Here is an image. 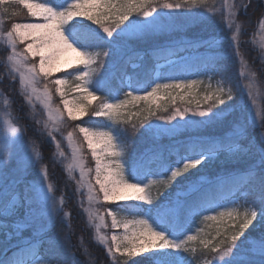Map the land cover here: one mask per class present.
<instances>
[{
	"label": "snow or ice",
	"instance_id": "1",
	"mask_svg": "<svg viewBox=\"0 0 264 264\" xmlns=\"http://www.w3.org/2000/svg\"><path fill=\"white\" fill-rule=\"evenodd\" d=\"M5 4L18 7L10 13L0 7V26L25 9L36 21L13 22L6 32L7 75L19 82L25 99L40 98L36 84L64 73L44 84L48 121L34 132L43 135L47 129L48 141L56 142L53 133L65 112L72 121L85 116L106 121L102 127L77 125L95 160L94 182L88 170L84 185L85 227L95 224L97 246L105 255L126 256L129 264H264V108L255 107L254 81L245 90L224 63L243 61L240 48L251 43L240 39L247 34L244 25L264 30V4L222 0L217 8L215 0L212 5L209 0H0ZM241 15L245 19L237 23ZM216 17L232 33L226 41L192 33ZM201 76L209 83L189 78ZM53 88L63 109L52 108ZM177 99L196 106L177 107ZM3 104L5 110L11 107L9 99ZM19 120L11 117L0 130L5 142L0 148V248L15 241L0 264H80L71 258L69 237L63 243L49 237V229L69 213L63 212V197L58 201L54 194L36 141L27 139ZM253 129L260 130L259 144ZM141 133L148 144L138 150L135 137ZM73 135L68 133L69 140ZM220 156L246 159V167L227 179L194 175ZM82 158L76 166L84 180ZM241 175L246 178L236 179ZM101 196L110 205L111 227H122V235L113 232L109 238L101 232L105 215L93 210ZM113 208L133 219H118ZM197 218L203 226L193 232Z\"/></svg>",
	"mask_w": 264,
	"mask_h": 264
},
{
	"label": "rangeland",
	"instance_id": "2",
	"mask_svg": "<svg viewBox=\"0 0 264 264\" xmlns=\"http://www.w3.org/2000/svg\"><path fill=\"white\" fill-rule=\"evenodd\" d=\"M38 2H42V1H38ZM233 2L238 3L239 0H233ZM255 4L257 6L262 5L264 4V0H255ZM253 11L254 9H249L250 13H252ZM13 22L23 23V22H36V21L34 19L25 20V21L24 20H21V21L14 20V21L7 22V23L5 22L2 26H0V59H1L0 60V65H1L0 72L3 73L0 75V81L5 82L4 89H2L0 86V130H2V126L4 125L5 121L15 116L20 117L18 126L25 127L24 125H22V122L29 123L30 121V123H32V122L40 121L41 123H39L40 124L39 126H42L41 128H43L44 122L48 121V111H49V109L42 102L43 101L42 91H43L44 84L56 78H62L64 74L63 75H53L48 78V81L40 80L36 84V88L38 89L37 96H39L40 98L33 97V100L31 103H29L25 99L23 89L20 87L19 82L18 81L15 83L11 82L10 77H8L7 75V71H8L7 67L5 66L6 57L8 55V52L10 51V48L8 46V41L6 38V32L10 30V24ZM246 28H247V34L244 36H241L240 39L241 41H251V43L243 44L240 48V52L246 51V53L250 56V58L246 60L242 56L243 61L238 59V64H236L238 74H239L238 79H239V83L245 87V90H247L248 84L251 81H254L255 87L252 89V97L256 101L255 107L264 108V67H262V65H264V55H260L262 50H264V30H261L258 24L255 25L254 31L252 30V28H249V27H246ZM232 31H235V28H233ZM215 33H219V32L216 31ZM212 36L217 37L220 40H222L223 38L221 36L218 37L216 35H212ZM23 47H24L23 44L18 45V51L22 50ZM253 49H255V51H253ZM257 63H260V64L257 65ZM72 72H73V75H75V70H73ZM253 74L255 75L253 76ZM154 75L156 76L158 75V73H154ZM189 78L203 79L206 82L205 85L209 83L208 78L207 77L204 78V76H201L200 78H196V77H189ZM159 82L163 83L165 81H159ZM211 82L213 83L212 85L213 88H215L216 81L214 82L212 80ZM49 86L51 87V84H49ZM13 88L16 91L15 96L13 95V91H12ZM9 93H11V95ZM201 93H203V91ZM57 96L59 99L58 103L56 102V99H54L53 94H52V108L55 109L58 106L60 109H63L61 97L59 96V94H57ZM66 98L71 99L72 93L70 92L69 96ZM120 98L123 99L124 98L123 95ZM4 99H9L11 103V107H8L6 110L3 104ZM195 106L196 105L194 103L191 107L195 108ZM136 111H138V109H135V108L131 109V112H136ZM65 117H67L66 112H65ZM49 127H51V124L49 125ZM86 127H90V126H86ZM58 128H59V131L54 132L53 135L55 136V141L59 142V147L56 146V142L48 141L47 139L48 130L47 129L44 130V137H42V141L44 142L45 145L49 144L50 142V146H51L50 148L52 150V153L50 156L59 165L58 174L54 169H51L48 166L47 167L49 170V178H50L49 182H51L54 186V194L58 201L61 199V197H63L64 199L63 212L69 213L67 217H62L61 219H65L67 223H70V218H69L70 210L66 209L65 205L66 204L69 205L70 203L74 207L77 206L78 212L80 213V216H81V219L79 220H82V221H76V224L79 226V228L81 226L82 228H85V229L87 228L89 230V233H91L92 236L94 237L93 238L95 240L94 244L97 246V242L95 239L96 237L95 224L87 225V227H85V225L87 224V220H88V213L82 211V209H86L89 207L88 198H87L88 197L87 188L84 185H85V182L89 179L88 170H92L91 177L94 182L95 160L93 159L90 150L87 149L86 142L83 140V135L79 133L78 128L72 131L66 130L67 128H65L63 123L59 124ZM69 132L74 133L73 138L71 140H69L68 138ZM27 139L35 140V137L33 135H30V137ZM4 144H5L4 140L0 138V148H3ZM36 146L38 149L37 142H36ZM61 153H63V155H61ZM81 155L83 158L79 160V164L82 165L85 170L84 180H81L80 167L76 166L77 158L80 157ZM70 165H72L73 167H70ZM66 190H69V192ZM108 208L109 207L106 205V203L102 201V196H101V202L98 204H95L93 208V210L98 209L99 214L105 215L107 226L106 227L102 226L101 232L106 234L109 238L111 237L113 232H115L117 235H122L124 231L122 227L119 229H113L111 227V217H108L106 215ZM241 211H243L242 208H241ZM122 217L133 219V217H128L123 214H117L118 219H121ZM96 223H99V221H96ZM198 226H203L200 224V218H198L196 220V223L193 225L192 227L193 232H195V229ZM0 239H3V237L0 236ZM82 241H83V238L79 239V242H82ZM14 244H15V241H12L11 245H14ZM98 247L103 249L104 254H105V249L101 246H98ZM3 250H5V248ZM117 256H120V254H117ZM109 257L112 258L111 256ZM114 260L116 261V259Z\"/></svg>",
	"mask_w": 264,
	"mask_h": 264
},
{
	"label": "trees",
	"instance_id": "3",
	"mask_svg": "<svg viewBox=\"0 0 264 264\" xmlns=\"http://www.w3.org/2000/svg\"><path fill=\"white\" fill-rule=\"evenodd\" d=\"M38 1H42L44 2V0H38ZM222 0H215V6L218 8L220 7ZM213 4V0H209V5ZM0 7H7L9 10V13L13 10L14 7H18L15 5H9V4H5L3 6ZM250 16H253V19H255L254 17V11L252 13L249 12ZM1 18H3V16H1ZM33 18L29 17L27 15V11L23 10L20 11L19 16L16 17H12L11 19H7L5 22H11V21H21V20H31ZM219 17H216L214 20L209 21L206 25H200L196 28H194L192 30V33L201 37H208V36H212V35H216V36H221L223 37L221 41H226L228 37L231 36V32H228L226 30V22L224 25L218 23L217 21H219ZM245 17L243 15L240 16L239 20L237 22L242 23L244 21ZM245 27H249L247 25H244ZM216 31H218L219 33H215ZM220 34V35H219ZM142 47H147V45H144ZM225 48H226V44H225ZM242 52V51H241ZM246 60H248L250 58V56L246 53V51L242 52L241 54ZM135 60V58H133ZM1 60V59H0ZM160 63H164V60H161ZM224 63L228 66L229 71L233 77L234 80L239 78V74H238V70H237V66L236 64H238V58H228L224 61ZM260 63H257V65ZM1 67V65H0ZM69 71H73V70H69ZM155 73V72H154ZM153 73V76H155ZM3 74L0 72V75ZM64 73H56L54 75H63ZM159 74V73H158ZM129 75H131V72L129 73ZM196 78H200V77H196ZM205 78V77H204ZM70 81L72 80V77L68 78ZM216 79H219V77H216L215 79H213V81L215 82ZM239 80V79H238ZM4 81L3 83H0V86L2 89H4ZM118 83V81H117ZM206 83V82H205ZM211 84L213 85V83L211 82ZM230 86L229 84H226L225 87ZM52 87V85H51ZM13 95H16V91L13 88ZM123 91H127V88L123 89ZM203 91V88H201V92ZM11 95V93H9ZM98 95H103L102 93H98ZM123 95V93H121V96ZM120 96V97H121ZM13 97V96H11ZM53 97L54 99H56V102H59L58 96L55 93V90L53 88ZM97 104L96 101H93V106L95 107ZM194 104V103H193ZM188 105L186 101H180L179 99H177L176 101V105L177 107H185V106H192ZM161 114H168V113H161ZM155 119V118H153ZM28 120V118H27ZM133 122L138 123V119L133 116ZM63 125L65 126V128H67L66 130H75L77 127V125H83V126H90V127H102V125L104 123H106L104 118H91L90 116H85L82 118V120H77V121H72L70 119H68L67 117L64 118L63 120ZM22 125L25 126V128L27 129V138L30 137V135H33L35 137V141L37 142L38 145V149L43 153V160H42V164L44 163V165L48 166L51 169H54L57 174H58V170H59V165L57 162H55L54 159L51 158V146H50V142L49 144L45 145L44 142L42 141V137H44L43 135H40L36 132H34V128H41L42 126H39L40 124H36L35 122L30 123H26V122H22ZM27 125V126H26ZM121 127H125V125H121ZM127 127H129L130 130V125H127ZM213 132L217 131L216 129L211 130ZM259 129H253L250 130V134L252 136L255 137L256 142L259 144L261 142V137L259 134ZM41 142V143H40ZM148 144V141L146 140V138L144 137V135L141 133L140 135H137L135 137V146L138 150H142L144 147H146ZM49 156V158H48ZM247 164V160L246 159H239V160H230V161H226L225 158L223 156H220L219 159H217L213 164L207 165L204 169H200L199 172H195L194 171V175H199L200 172L205 173L206 174V178L209 180H216V179H227L228 176L230 174L235 175L236 173H240L243 171V169L246 167ZM60 174V172H59ZM246 177L244 176H237L236 179L238 180H244ZM135 182V181H133ZM69 192V190H66ZM108 207H110V205L106 204ZM135 206L134 202L129 204V207H133ZM65 208L70 210V223H67V221L65 219H58L55 224L49 229V237L54 238L55 240L63 243L65 240V237H69V243L72 245L70 252L73 254L72 255V259L79 261L80 264H84L85 261H90L92 262V264H129V260L131 258H128L126 256H117L116 261L113 258H110L109 256H106L104 254V250L101 249L100 247L96 246L95 240L93 239L94 237L92 236L91 233H89V230L86 228H82L76 224V221H82L79 220L81 219L80 213L78 212L77 206L74 207L72 206V204L69 203L65 205ZM113 211H116L117 214H123L126 215L128 217H132L130 215H128L125 212H121L118 209L113 208ZM198 219V218H197ZM193 227V226H192ZM70 228V229H69ZM259 229H255L253 230L254 234H258ZM88 234V235H87ZM3 237V236H2ZM82 242H79V239H82ZM15 245V244H14ZM14 245H11L8 248H5V250H3L4 248H0V256H3L5 253H7L8 255H11V248L14 247ZM85 249L87 250V254H85ZM4 251V252H3ZM199 251V249H198ZM195 264V262H194Z\"/></svg>",
	"mask_w": 264,
	"mask_h": 264
}]
</instances>
